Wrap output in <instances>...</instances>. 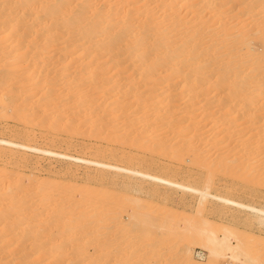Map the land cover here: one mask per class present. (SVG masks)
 <instances>
[{"label":"bare ground","instance_id":"bare-ground-1","mask_svg":"<svg viewBox=\"0 0 264 264\" xmlns=\"http://www.w3.org/2000/svg\"><path fill=\"white\" fill-rule=\"evenodd\" d=\"M0 119L128 161L0 137V264H264L262 238L20 167L29 151L83 161L132 194L163 184L264 225L261 203L211 190L264 187V0H0Z\"/></svg>","mask_w":264,"mask_h":264},{"label":"rangeland","instance_id":"rangeland-1","mask_svg":"<svg viewBox=\"0 0 264 264\" xmlns=\"http://www.w3.org/2000/svg\"><path fill=\"white\" fill-rule=\"evenodd\" d=\"M256 47L259 48V45H256L255 48ZM16 122L17 121H14L11 119H7V121H6V119H0V137L10 138V139H13L16 141H19V140L23 141L24 139H26V141H28L30 143H37V144L42 145L46 148H49V146H51L50 147L51 149L54 147L57 151H61V150L63 151L64 150V151H67L73 155H75V154L76 155H79V154L82 155L84 153L83 154L84 157H89V158H93V159L95 157L99 158V159H101V158L105 159L106 158L105 160H109L111 158L110 156H108V153H105V155L108 158L110 157L109 159H107V157L103 154L102 155L104 157L97 152L93 153V151H95L94 148L83 146L80 149L79 147H77V146L81 147V145H83L82 142H85V141L81 140L82 137H78L75 140V143L71 144V145H67L66 143H63V144L61 143L62 144L61 145L60 143H57V142H54L53 144H51L52 142H48V141L46 142V140L41 139V138L40 139L36 138V140L35 139H33V140L27 139L23 135H21L19 132H16L17 127H18ZM83 140H85V139H83ZM76 142H77V144H76ZM80 142H81V144H80ZM86 142H89V143L90 142H96V140L91 139L90 141L87 140ZM96 143L101 144V145L100 146H94V147H101L102 145L105 146V144H106L104 142L100 143V141H97ZM58 144H59V146H58ZM56 146H57V148H56ZM104 146H102V147H104ZM81 150H83L82 151L83 153L81 152ZM91 151L93 154L90 153ZM96 153L99 154V155H97L98 157L94 156V154L96 155ZM26 155L29 156V157H27V159L29 160V162L30 161L31 162L27 163V164H21L20 165L21 169L23 168L22 170L25 173H29V172L34 171V172H36L35 174L40 175L41 178H44V177L48 178L49 177V178H52V180L53 179L54 180L56 179L58 181L61 180L60 182L66 184V186L67 185H69V186L75 185V187L79 186L77 188L88 187V188L96 189L99 191L100 190L110 191V192L116 194L117 196H119V195H123V196L124 195H130V196L133 195L132 197H135V196L139 195L141 198L144 199V201H146V203L152 204L153 206L161 207V206L167 205L168 208H170L171 211L174 212V214H176L177 219H179V220L176 219L178 222L179 221L182 222L185 219L184 217H186V218L188 217V219L190 218L191 220L194 219L197 221H199L201 218L205 217V218H207V220H209V222L212 224V226H214L216 229H218V232H221L220 227H222L224 225V226H229V227L235 229V231L238 234L242 235L243 237L249 235L252 238L255 237V239H257V240L262 238V240H261L262 245H258V248L263 247L264 225H260L255 220V218L253 216H251V214H249V212H247L246 209L236 208V207H233L230 205H228V206L221 205L220 201L214 200L213 198H211L210 201L207 202V204L205 205V208L201 209L198 207V199H197L195 194L187 192V191L184 192L181 190H177L175 188H170V187L168 188L167 186H165L163 184L161 186L160 185L157 186L155 189V191L158 190L159 193H157L158 191H156V193H154L155 191L154 192H152V191L154 190L155 187L148 182L142 183L141 186H143L144 189H146V191L151 190L150 191L151 194L154 193V195L152 194L153 196L149 192H148L149 194L147 192H145V193L144 192H140V193L134 192L132 194L131 191H128V188L126 186L122 185L124 181L128 180L126 177H123L121 175H115L114 173H112L110 171H104L103 173L99 172V170H97L95 165H93V164L85 163L83 161L74 162V161H70L68 159H62V158H58V157H54V156H52V157L47 156L46 157L44 155L42 156V154L34 153V151L33 152L29 151V153ZM36 155H37V157H36ZM3 159H4L3 157H2V159L0 158L1 163L5 161V159L4 160ZM35 160L36 161L38 160V163L37 164L35 163V165L33 164V166H32V161L34 162ZM111 160H112V162H119V164L123 163V165L128 164L127 163L128 161H126L124 159L122 160V158H118V157H115L113 159L111 158L109 161H111ZM70 162H72V163H70ZM13 165L11 164L10 166H13ZM35 166H36V168H34ZM143 166H145V165H142L141 167H143ZM152 166H150V169L152 171H157V172L161 171L162 173H166L161 168L155 167L156 165L153 167ZM157 169H159V170H157ZM180 173L184 174L185 173L184 169H182L179 172L178 175L180 177L178 175H177V177H176V175H174V178L181 180L182 176ZM167 174H169V173L167 172ZM185 174L183 175L182 178L183 179L185 178L187 180L184 179L183 181L191 182L193 178L196 179V177H194V176H197V175H193V177L191 179V177L190 178L186 177ZM195 179H193V180H195ZM221 182L222 181H220V183L218 182L219 185L215 184L216 186L215 185L213 186L215 188H213V187L211 188L213 193L218 192V194L229 195V196H232L234 198L236 197V199L242 198L240 200H243L245 202L251 201L250 203H255V204L261 203L262 205H264V201H263V199H264V197H263L264 196V187L263 186L258 187L259 189L256 190V192L258 191L259 193L258 192L256 193L255 191H253L251 194V192H246V193L238 192V191H240L239 189H238V191H236L237 190L236 186L230 187V186L225 185V187H227V188L222 187L224 185H223V182H222V184H221ZM70 184H73V185H70ZM214 189H215V191H213ZM254 192H255V195H253ZM237 194H239V195H237ZM240 194H242V195H240ZM257 194H259V195H257ZM258 197L259 198L261 197V198L259 199ZM261 204H259V205H261ZM114 207L116 209L118 208V211L121 212V216L126 220L127 219L126 212L123 213L124 207H121L118 204H116ZM206 253H207V250L205 248H203L202 246L195 245L193 248V254L196 257V259L199 261H205L206 260ZM221 260H222L221 261L222 264H231L229 257H225Z\"/></svg>","mask_w":264,"mask_h":264}]
</instances>
